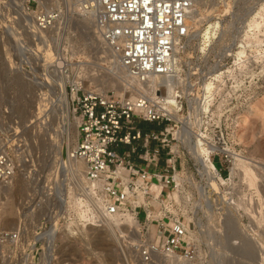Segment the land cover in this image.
Returning a JSON list of instances; mask_svg holds the SVG:
<instances>
[{"label": "built area", "instance_id": "2783aa9c", "mask_svg": "<svg viewBox=\"0 0 264 264\" xmlns=\"http://www.w3.org/2000/svg\"><path fill=\"white\" fill-rule=\"evenodd\" d=\"M197 1L22 0L16 5L11 22L22 31L6 32L17 36V51H24L23 35L29 36L35 56L44 60L43 49H36L40 43L51 59L41 65V77L24 61L14 70L55 94L63 89L75 94L69 112L78 136L47 178L36 143L8 113L1 116L0 187L24 181L28 193L20 212L34 222L19 220L16 229L0 230V264H96V235L110 218L122 231L113 237L118 264H213L217 233L230 237L237 249L242 245L232 238L228 220L237 222L242 234L251 236V227L261 232L252 218L260 212L258 194L236 175V164L247 159L238 141L240 122L262 87L255 67L249 70L244 57L233 60L239 36H231L224 50H218L224 37L213 38L190 66L181 65L175 48L189 38ZM77 9L90 14L104 51L134 82L148 88L151 78L162 79L149 87L154 98L130 89L125 91L133 98H118L88 86L95 76L90 69L99 66L74 60L73 47L67 48L82 34ZM204 84L210 90L201 98ZM140 123L161 127L143 132L136 128ZM219 224L222 232L213 228ZM87 250L92 257L84 256ZM254 254L252 264H264V251L256 248Z\"/></svg>", "mask_w": 264, "mask_h": 264}, {"label": "rangeland", "instance_id": "374dc122", "mask_svg": "<svg viewBox=\"0 0 264 264\" xmlns=\"http://www.w3.org/2000/svg\"><path fill=\"white\" fill-rule=\"evenodd\" d=\"M21 3H22V0L20 1L19 0H0V119L2 115L5 116V114L8 113L11 119L17 120L21 124L22 130H24L26 134L28 135V137L34 143H36V146H37L36 154L38 157H41V160L45 165L44 173L42 174H48L47 178H49L51 174L53 175V171L57 163L62 160L61 155H60L61 146L62 144L64 145V147L66 146L64 144L65 140L62 134L64 132L63 131L64 128L62 127L65 126L67 119H65L63 116L64 114L63 108H61L59 105H56V106H53V109H52L50 105L51 103L53 105L57 104L56 96L58 93L55 94L54 91H49L44 88H40V86L38 85L39 83L35 85L31 84L27 80L28 79L27 75H24L21 73L18 74V72L14 70L17 65H20L21 61H24L25 63L28 64L29 67H32V69L34 68L33 71H31V73L34 76L41 77L40 75L41 65H44L43 63L44 60L48 61L44 54L48 50L47 49L45 50L43 47H41L39 43L36 45V49L37 50L43 49V51L41 50V52H43L44 60L41 58V55L35 56L34 45L32 44V42H30L32 40L29 36L23 35V38H24L23 45L25 47H24V51H22V53H19L16 48L17 36L11 32H10V35H11L10 36L6 32V29L8 32L10 31L9 27L15 30H18V32L22 31V29L19 28L15 23L11 22L12 17L15 15V11L17 10L16 5L18 4L20 5ZM263 5H264V0H236L235 3L233 2V0H198L193 10L194 15H196V19H195L196 27L194 28L193 26L190 27L191 29L189 30L190 31L189 38L186 41H184L183 44L179 46L178 51H177L180 57L179 61L181 62V65L184 66V63H186L187 66H190L191 64H189L188 61L191 58H197L198 54L202 52V50H206V49H203L204 43L202 44L203 33L205 32L206 27H208L209 24H212L214 21H218L221 23V26L223 28V31H222L223 33L220 34L219 38L224 37L223 40L222 41L220 40V43H218L219 45L218 50H224L231 46L232 44L230 42L231 36L235 35L241 38V41L238 42L236 45L237 46L236 49L233 48V51H232L233 60L235 62L237 61V59L235 58L236 56L235 54L236 52L239 51V49L240 50L243 49L245 51V55L242 57H244L245 60H247L246 66L249 68V70H252L254 67L257 69L259 82H260V85L263 91L261 94V97L258 100H256V102L259 101L262 98V96H264V72H263V69H264V6ZM253 19H256L262 25L261 27H259L258 30L251 29L249 26L250 22ZM197 23H198V26H197ZM191 25H192V21H191ZM4 32L6 34L7 40H3V36L5 37ZM83 33L84 31L82 32V34ZM82 34L78 36L74 42H71L67 45L68 51H70V47H73L74 60H78V61L88 60L90 62H94L95 64H97V66H99V70L95 69L97 70L96 72H94V69H90L89 75L95 74L94 77H97V78L99 76L104 77V78L102 77L103 82L101 81L97 82L96 79L90 78V81L92 80L91 84L93 83V80L97 83L94 82V85L93 84L91 85L90 83H88V86L90 88L93 87V88L102 90V92H113L118 98L132 97L133 95L129 96L126 93L125 91L126 89L122 91L118 83L116 81L111 80L112 78L108 77L109 74L107 73L106 70L109 71V69H106V68H108L109 65L106 63L107 56L105 54L102 53V55L100 56L97 54L95 58L96 60H98L99 58L100 59L102 58L105 63H100L94 60V57H92L94 54V50L93 48H90L89 46V45L92 46L93 44H89V41H87L86 37L84 36L85 33L83 35ZM247 36L250 42L246 40ZM255 37H259V40H260L259 43L254 42ZM252 40H253V43H252ZM63 49L65 48L63 47ZM261 53H263V55ZM110 80L112 81V83ZM90 81L88 79V82ZM113 82H116L117 85L116 83H113ZM133 90L136 91L135 89ZM133 90L130 89V92H132ZM68 93L70 94V92ZM44 101H46L47 103ZM256 102H254L253 104H255ZM45 103L47 105H45ZM66 106L69 109L70 105H67L66 103ZM250 106L247 108V110L250 108ZM48 109H50V112L47 111L46 113V110ZM68 109H67L68 114L66 113L67 115L70 114V112H68ZM247 110L242 120L247 115L246 114ZM261 115L257 116L255 119H252L250 121V124L246 125V127L245 125L242 126L243 124L242 120L240 123L241 127L243 128L240 127V134H239L238 141L240 145L246 150L247 158H249V161L252 164H254L252 161L253 158L257 164L259 162V159L260 161L264 160V120H263L264 119V108L261 110ZM160 127L161 126L155 123L153 124L140 123L136 125V128L143 132L144 131L157 132ZM71 140L73 141V139ZM71 146H72V142H71ZM214 165L217 169L220 168L217 161L214 162ZM251 169L253 170V168ZM147 170H150L149 167H147ZM254 173H255L254 182L256 181L254 185H251L253 184L251 182L252 181L251 176L249 177L245 176L246 178L244 179H247V181L249 180V183L251 186L256 187L255 186L256 183L258 184L257 187H259L261 197L264 201V188H263L264 187L263 185L264 177L261 176L259 169L257 171H254ZM222 175H224V172ZM262 181H263V184L261 185ZM27 193H28L27 186L26 184H24V181L22 179L17 180V182H15L11 187L7 189L0 187V230L4 229V230L12 231L16 229L19 220H25L27 222H32V223L34 222V218L33 220L30 217L25 218L24 215H22L20 212V206L25 196L27 195ZM262 217L264 218V214L261 216V219ZM139 219L140 220L142 219L141 213H140ZM230 222L232 223V225L236 224L233 221H230ZM221 226L222 224H219L218 226L217 225L213 226V228L215 231L220 230L222 232ZM234 226L236 229L237 225H234ZM261 228H262L261 229L262 234L260 238L263 239L264 223L261 226ZM233 231H236V230H233ZM235 233L231 235L235 236L236 235ZM62 235H65V233L63 232ZM104 236H106L104 234V230H101V232H99L96 235V237H98L96 238L98 245H97L95 252L98 253V256L96 257H98L99 259L96 262V264H118L119 261L116 256V251L114 253L110 249L113 246H115V242L110 237H106L103 239L102 237ZM64 239H65L64 236L63 238L61 236L60 241L62 242L64 241ZM102 239H103V242H101ZM221 240L223 242V246H226V242H229V239H226V238L225 239L223 238ZM220 241L217 242V244L215 245L217 248L213 250L214 253L215 254L217 253L218 255V264H252L251 258H253L252 249H255L253 248L254 244L251 245L252 243L251 242L250 243L251 247H246V245L250 246L248 244L250 240L249 242H248V239L245 241L242 240L243 244L244 242L247 243V244L242 245V249H244L243 251L242 249L240 251H237L231 245H230L231 248H228V247L223 248L222 243L220 244ZM67 243H68L66 246L67 249H72L73 244H71L70 242H67ZM259 246L263 248L264 243H262ZM88 248L89 247L87 245L86 249ZM247 249L249 250L247 252L248 253L250 252L251 254L250 253L248 254L247 252L243 254V252L246 251ZM235 251L238 252L239 257L244 259V261L237 263L236 261H234L235 259L237 260V257L235 256H232L234 258L233 260L232 259L230 260L227 258L228 255L229 256L232 255L233 253H235ZM83 253L85 257H89V258L92 257V255L89 254L88 250L84 251ZM244 256H247V257H244Z\"/></svg>", "mask_w": 264, "mask_h": 264}, {"label": "bare ground", "instance_id": "6f19581e", "mask_svg": "<svg viewBox=\"0 0 264 264\" xmlns=\"http://www.w3.org/2000/svg\"><path fill=\"white\" fill-rule=\"evenodd\" d=\"M20 1V0H19ZM197 3V2H196ZM196 5V4H195ZM264 6V5H263ZM195 8V7H194ZM228 8V7H227ZM194 10V9H193ZM192 10V12H191V15H190V18H189V22H188V26H189V30L191 29L190 27H192L193 26V28L194 27H196V15H194V11ZM76 12H77V14H78V17L80 18V22H78V28L80 29V30H82V32L84 31V33L86 34H84V36L86 37V39H87V41H89V44H93L92 46L91 45H89L90 46V48H93V50H95L94 51V56H92V57H94V60H96L95 58H96V55L98 54L99 56L100 55H102V53L103 54H105L106 56H107V64L109 65V67L108 68H106V69H109V71L108 70H106L107 71V73L109 74V76L108 77H110V78H112L111 80H113V81H116L117 83H118V85H119V87H120V89L123 91L124 89H131V90H133V89H135V90H137V91H142V92H145V94L146 95H148V97L149 98H154V95H153V93H151V90H150V88L152 87V86H154V85H156L157 83H160L161 81H162V79L161 78H159V77H154V78H151L150 80H149V84H148V88H149V90H148V88H147V86H145V85H143V84H140V83H136V82H134L133 80H132V78L130 77V75H129V73H127L125 70H123V68L120 66V64H119V62L114 58V57H112L111 55H109L108 53H106L105 51H104V48H103V44H101V42H100V40H99V37L97 36V34L94 32V30H93V28H92V18H91V16H90V14L89 13H86V12H84V11H81V9H77L76 10ZM193 13V14H192ZM258 15V14H257ZM225 16V15H224ZM253 17V16H252ZM258 17V16H257ZM84 18V19H83ZM198 19V18H197ZM194 20H195V22H194ZM191 21H192V25H191ZM262 22V21H261ZM197 26H198V23H197ZM249 26H250V28L251 29H259V27H261L262 25H261V23L260 22H258L256 19H253L251 22H250V24H249ZM192 28V29H193ZM223 28H222V26H221V23L220 22H218V21H214L212 24H209V26L208 27H206V30H205V32L203 33V42H202V44L204 43V47H203V49H206L205 47H207V46H210V42H211V40L213 39V38H219V36H220V34H222L223 32ZM257 34V33H256ZM255 35V34H254ZM253 35V36H254ZM258 35V34H257ZM252 36V37H253ZM244 37H246V36H244ZM246 40H248V36H247V38H246ZM90 41H91V43H90ZM202 41V40H201ZM249 41V40H248ZM246 42V41H245ZM250 42V41H249ZM254 42L255 43H259L260 42V40H259V37H255L254 38ZM244 43V42H243ZM252 43H253V40H252ZM40 44V43H39ZM260 45V44H259ZM86 46V45H85ZM88 46V47H89ZM202 46V45H201ZM87 47V46H86ZM245 47V46H244ZM201 48V47H200ZM243 48V47H242ZM246 48V47H245ZM178 51V46L175 48V52H177ZM45 54V57L47 58V60L49 61V59H51V54H50V51L48 50L46 53H44ZM262 55H263V53H261ZM236 55V56H235ZM234 56H235V58L237 59V61H239V59H241V57L242 56H244L245 55V51L243 50V49H239V51L238 52H236V54H235ZM105 56V57H106ZM261 57V56H260ZM86 58V57H85ZM258 58V57H257ZM97 62H100V63H105L104 61H103V59L101 58H99L98 60H96ZM109 62V63H108ZM177 62V60H176V58H175V63ZM174 67H178V65L177 64H175V66ZM101 68V67H100ZM263 72H264V69H263ZM19 74V73H18ZM106 74V73H105ZM107 75V74H106ZM100 77V76H99ZM99 77L97 78V77H89L88 79H89V81H90V78L92 79H96V81L97 82H103V78L102 77H100V79H99ZM110 80V81H111ZM92 81V80H91ZM91 81L89 82L90 84H91ZM94 80H93V85H94ZM97 82H95V83H97ZM116 82H113V83H116ZM111 83H112V81H111ZM110 83V84H111ZM117 83H116V85H117ZM120 83V84H119ZM61 84H63L62 82H61ZM91 84V85H92ZM102 84V83H101ZM62 86H64V85H62ZM117 87V86H116ZM99 90V89H98ZM209 90H210V84H204L203 86H202V88H201V98H202V96H206L208 93H209ZM99 91H101L102 92V90H99ZM134 91V90H133ZM132 91V92H133ZM129 92H130V90H129ZM134 92H136V91H134ZM133 93H131V95H132ZM166 94H168V96H170L171 95V92H170V89L168 88L167 89V91H166ZM123 96V95H122ZM75 97V94H72V95H69L68 94V92H66L64 89L61 91V92H59L58 91V94H57V96H56V100H57V104H55V105H53L52 103L50 104L51 105V107H52V109H53V106H56V105H59L61 108H63V110H64V114H63V116H64V118L65 119H67L66 120V124H65V126H63L62 128H64V132L62 133L63 134V137H64V140H65V147H64V145L62 144V146H61V150H60V155H61V158H62V160L61 161H59L58 162V164L57 165H59V164H62L63 163V160H64V158H65V154H69L73 149H74V147H75V143H76V140H77V136H78V132H77V126H76V122H75V120H73L72 118H71V114H69V115H67L68 113H67V106H66V103H67V105H70V102H71V100L73 99ZM132 98H133V96H132ZM168 98V100L169 101H172V99H171V97H167ZM46 99V98H45ZM66 101V102H65ZM44 102H46V101H44ZM256 102V101H255ZM47 103V102H46ZM45 103V105H47ZM253 104V103H252ZM45 105H43V106H45ZM264 108V96H262V98L259 100V101H257L255 104H253V105H251L250 106V108L247 110V115L244 117V119L242 120V126L243 125H245V127H246V125H249L250 124V121L252 120V119H255L257 116H259V115H261V110ZM41 109V108H40ZM47 111H49L50 112V109H48V110H46V113H47ZM53 112H54V110H53ZM52 112V113H53ZM68 112H69V109H68ZM67 113V114H66ZM262 116V115H261ZM35 117V116H34ZM36 119H37V117H36ZM264 120V119H263ZM241 123V122H240ZM240 127H241V125H240ZM53 128V127H52ZM241 128H243V127H241ZM55 131V130H54ZM57 136V135H56ZM56 138V137H55ZM71 139H73V141L71 140ZM71 142H72V146H71ZM62 143H63V141H62ZM45 144V143H44ZM43 145V144H42ZM54 145V144H53ZM61 145V144H60ZM45 146V145H44ZM197 155H198V157H201L202 158V163H204L205 162V156H204V154H203V151L202 150H198L197 151ZM252 161H253V163L254 164H252V163H250V161H249V158H247V159H245V160H240L237 164H236V169L238 170V173L236 174L240 179H243L244 181H245V183L248 185V187L250 188V189H253V190H255L256 192H257V194H258V203H259V206H260V212H259V214L258 215H256V216H252V218L254 219V221H255V224L256 225H258V228H261V226L263 225V220H264V218L262 217V219H261V216L264 214L263 212H264V201H263V199H262V197H261V194H260V190H259V187H257L258 186V184L256 183V187H254V186H251V185H254L255 184V182H254V176H255V173H254V171H257L258 169H259V172H260V174H261V176L262 177H264V160H262V161H260V159H259V162H258V164L256 163V161L254 160V158L252 159ZM206 164V163H205ZM49 165V164H48ZM50 165H51V163H50ZM259 165V166H258ZM207 166H209L208 164H207ZM253 168V170L251 169V168ZM80 168V167H79ZM240 172V173H239ZM257 173V172H256ZM258 174V173H257ZM259 175V174H258ZM245 176H247V177H249V176H251L252 177V183L253 184H251L250 185V183H249V180L247 181V179H244V178H246ZM260 177V176H259ZM256 178V177H255ZM260 179V178H259ZM256 180V179H255ZM263 180H264V178H263ZM258 181V180H257ZM263 184V181L261 182V185ZM264 185V184H263ZM215 188H216V186H214ZM261 187H263V186H261ZM264 188V187H263ZM262 188V189H263ZM7 189V188H6ZM263 191V190H262ZM152 192L153 193H155V194H157L158 193V189L157 188H155V187H153V189H152ZM4 193H6V192H4ZM61 196V195H60ZM4 197V196H3ZM8 197V196H7ZM8 200V199H7ZM5 202V201H4ZM253 204H254V201H253ZM10 218H11V216H10ZM228 223L226 224L227 226H228V228L232 231V232H236L235 234V236L233 235V239H240V241H241V244L242 245H244V244H247V243H245L244 242V244H243V241L242 240H247L248 239V242H249V240H250V242L248 243L249 245H250V243H251V245L252 244H254L252 247L253 248H255V249H252L253 250V253H252V256H253V258H251V261H254L255 260V250H256V248L258 249V251H264V247L262 248L261 246H259V245H261L262 243H264V236H263V239H261L260 238V236H261V234H262V230H261V232L259 233V234H256V230H255V228L254 227H251V229H252V235L250 236V235H246V234H242L241 232H240V230H239V228H238V223L237 222H235V221H233V222H235L236 224H234V225H237V227H236V229H235V226L234 225H232V223L228 220L227 221ZM74 224H73V222H70V223H68V225L66 226V228H67V230H69V231H71V227L73 226ZM106 229H104V234L106 235V236H104V237H102L103 239L104 238H106V237H110L111 239H113V237L116 235V233H121L122 231H121V229H120V227H119V223H118V220L116 219V218H110L109 219V221L107 222V224H106V227H105ZM211 228H212V226H211ZM262 229V228H261ZM233 230H236V231H233ZM219 232H221L220 230H219ZM234 233H231V234H234ZM100 235V234H99ZM216 235H220V236H217V238L219 239L218 241H214V243H213V250H215L217 247L215 246L216 244H217V242H219L221 239H229V242H226V246H223V242H222V240L220 241V244L222 243V247L223 248H231L230 247V245L232 246V243L230 242V241H232V239H230L229 237H223L222 236V233L221 234H216ZM232 236V235H231ZM62 238H63V236H62ZM96 238H98V237H96ZM100 238V237H99ZM214 236L213 235H211V237H209L208 238V240H210V241H213L214 239ZM261 240H260V239ZM101 239V238H100ZM103 239H102V241L101 242H103ZM258 240H260V241H258ZM100 241V240H99ZM258 241V242H257ZM261 244H260V243ZM259 243V244H258ZM114 245V244H113ZM242 245H241V247H240V249H237V248H235V247H233L234 249H236L237 251H240L241 249H242ZM251 245L250 246H247L246 245V247H251ZM245 248V247H244ZM111 250H112V252H114L115 253V251H116V249H115V246H113L112 248H110ZM249 249V248H248ZM246 250V251H244L243 252V254H245V252H247V251H249V250ZM251 249H250V251H251ZM244 249H242V251H243ZM237 251H235V253H233L232 255H228L227 256V258L228 259H234L232 256H235V257H239V255H238V252ZM241 251V252H242ZM240 252V253H241ZM248 253V252H247ZM250 253V252H249ZM248 253V254H249ZM213 254H214V257H215V261H214V264H218V255H217V253L215 254L214 253V251H213ZM251 254V253H250ZM248 256V255H247ZM247 256H244V257H247ZM240 258V257H239ZM239 258L236 260H234V261H236L237 263H240L241 261H239ZM242 259V258H241ZM221 263V262H220Z\"/></svg>", "mask_w": 264, "mask_h": 264}]
</instances>
